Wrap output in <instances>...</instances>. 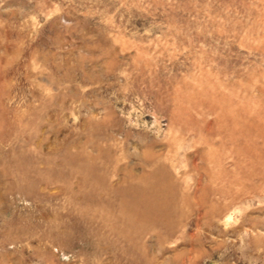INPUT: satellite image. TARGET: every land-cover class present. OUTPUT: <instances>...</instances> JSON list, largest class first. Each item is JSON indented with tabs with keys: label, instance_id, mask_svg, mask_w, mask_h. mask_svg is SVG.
Here are the masks:
<instances>
[{
	"label": "rangeland",
	"instance_id": "374dc122",
	"mask_svg": "<svg viewBox=\"0 0 264 264\" xmlns=\"http://www.w3.org/2000/svg\"><path fill=\"white\" fill-rule=\"evenodd\" d=\"M0 264H264V0H0Z\"/></svg>",
	"mask_w": 264,
	"mask_h": 264
}]
</instances>
